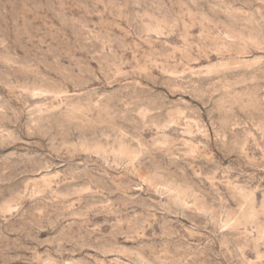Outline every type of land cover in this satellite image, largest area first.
Listing matches in <instances>:
<instances>
[{
	"label": "rangeland",
	"instance_id": "rangeland-1",
	"mask_svg": "<svg viewBox=\"0 0 264 264\" xmlns=\"http://www.w3.org/2000/svg\"><path fill=\"white\" fill-rule=\"evenodd\" d=\"M0 264H264V0H0Z\"/></svg>",
	"mask_w": 264,
	"mask_h": 264
}]
</instances>
